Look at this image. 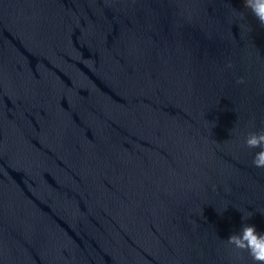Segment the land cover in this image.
Returning a JSON list of instances; mask_svg holds the SVG:
<instances>
[{
	"label": "water",
	"instance_id": "1",
	"mask_svg": "<svg viewBox=\"0 0 264 264\" xmlns=\"http://www.w3.org/2000/svg\"><path fill=\"white\" fill-rule=\"evenodd\" d=\"M261 133L247 0H0V264H260Z\"/></svg>",
	"mask_w": 264,
	"mask_h": 264
},
{
	"label": "clouds",
	"instance_id": "2",
	"mask_svg": "<svg viewBox=\"0 0 264 264\" xmlns=\"http://www.w3.org/2000/svg\"><path fill=\"white\" fill-rule=\"evenodd\" d=\"M247 4L258 20L264 24V0H247ZM251 148H259L253 158V165L264 168V133L247 135L244 141ZM244 221L243 216L241 217ZM229 243L241 249H248L254 261L264 264V233L259 232L255 225L243 223L235 234L228 237Z\"/></svg>",
	"mask_w": 264,
	"mask_h": 264
}]
</instances>
